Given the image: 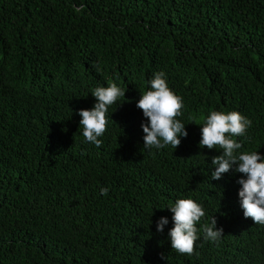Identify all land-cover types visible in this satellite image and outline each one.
<instances>
[{"label": "trees", "instance_id": "obj_1", "mask_svg": "<svg viewBox=\"0 0 264 264\" xmlns=\"http://www.w3.org/2000/svg\"><path fill=\"white\" fill-rule=\"evenodd\" d=\"M161 71L188 135L145 149L136 103ZM110 83L125 97L97 147L77 113ZM210 111L249 119L237 152L264 156V0H0V264H264L244 177L234 165L213 180L222 149L199 146ZM177 199L205 211L191 255L168 236Z\"/></svg>", "mask_w": 264, "mask_h": 264}, {"label": "clouds", "instance_id": "obj_2", "mask_svg": "<svg viewBox=\"0 0 264 264\" xmlns=\"http://www.w3.org/2000/svg\"><path fill=\"white\" fill-rule=\"evenodd\" d=\"M95 70L101 71L98 63ZM147 83L149 89L140 93L136 103L147 121L141 124L143 147L162 149L170 144L176 148L181 142L180 137L188 135L185 124L177 119L182 115L183 99L169 88L162 71L154 73ZM91 95L96 100L94 106L90 110H79L77 114L80 116L79 127L82 128L83 137L99 147L102 141L98 137L105 133L108 123V108L125 97V90L116 83H110L107 87H96ZM201 119L203 125L200 126L199 146L209 150L217 146L222 149V155L212 158L211 164L215 169L212 179H221L222 174L232 170L235 165L234 171L244 177L237 181L243 215L254 223L264 225V156L257 152L238 153L242 144L233 138L245 135L251 121L235 111H210ZM108 191L107 188H101L100 194L107 195ZM167 209L172 213L173 222L168 233L171 248L180 254H193L195 242L199 239L196 225L205 216L202 205L192 199H177ZM167 223V218L161 217L157 221V232H163ZM202 232L203 240L213 243L224 235L222 228H216L214 218L210 224L202 226ZM161 258L164 259V256Z\"/></svg>", "mask_w": 264, "mask_h": 264}]
</instances>
